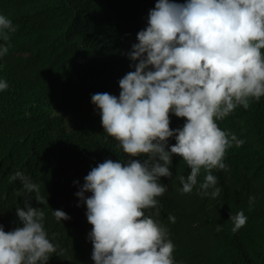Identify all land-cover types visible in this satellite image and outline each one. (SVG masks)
Instances as JSON below:
<instances>
[{
  "label": "trees",
  "instance_id": "1",
  "mask_svg": "<svg viewBox=\"0 0 264 264\" xmlns=\"http://www.w3.org/2000/svg\"><path fill=\"white\" fill-rule=\"evenodd\" d=\"M157 2L0 0V15L16 27L8 41L0 39V47L8 46L0 56V81L8 84L0 90V226L5 232L23 227L16 209L27 201L40 208L48 238L58 246L48 264H95L87 207L76 193L100 163L128 157L105 133L91 97L109 93L119 98V81L134 71L127 54ZM169 118L173 130L186 122L174 114ZM217 124L244 141L227 149L226 169L212 170L219 195L201 193L204 169L192 192L183 193L178 177L191 170L173 155L172 177L159 178L167 186L156 198L160 214L146 209L145 215L167 229L174 264H264V97L251 99L247 109L237 106ZM175 143L174 137L168 141ZM17 171L39 186L40 203L36 193L10 179ZM55 210L70 219L58 222ZM240 211L247 221L233 232L230 216Z\"/></svg>",
  "mask_w": 264,
  "mask_h": 264
},
{
  "label": "clouds",
  "instance_id": "2",
  "mask_svg": "<svg viewBox=\"0 0 264 264\" xmlns=\"http://www.w3.org/2000/svg\"><path fill=\"white\" fill-rule=\"evenodd\" d=\"M15 31L12 21L0 15V39L8 41ZM137 41L127 54L134 71L119 81V98L91 97L105 133L128 157L100 163L76 193L87 207L95 264H174L167 229L145 215L146 209L160 214L156 198L167 186L159 178L172 177V157L179 156L191 170L178 177L182 192H192L204 169L200 191L217 197L221 190L212 170L226 169L227 149L244 144L217 121L264 97V0H158ZM7 52L8 46L0 47V56ZM7 87L0 81V90ZM170 114L186 121L182 129L170 128ZM173 137L176 143L169 146ZM10 179L36 193L39 203L43 200L39 186L22 172ZM16 215L23 227L5 232L0 226V264H48L58 246L44 229V212L27 201ZM53 215L58 222L70 219L62 210ZM168 219L175 222L173 216ZM230 219L233 232L247 221L243 211Z\"/></svg>",
  "mask_w": 264,
  "mask_h": 264
}]
</instances>
